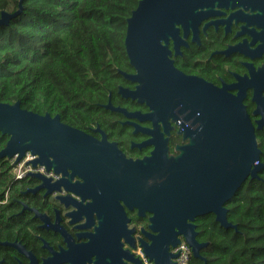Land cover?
Returning a JSON list of instances; mask_svg holds the SVG:
<instances>
[{
  "label": "water",
  "instance_id": "1",
  "mask_svg": "<svg viewBox=\"0 0 264 264\" xmlns=\"http://www.w3.org/2000/svg\"><path fill=\"white\" fill-rule=\"evenodd\" d=\"M22 2L20 0L18 11L1 13L0 25L8 24L22 13ZM230 7L264 10V0H140L127 19L124 44L137 74H122L138 85L136 90L121 87L120 93L139 98L157 114L175 113L177 100L185 104L186 114L194 117L195 123L188 128L191 132H187L194 145L186 147L179 158H167L165 153L155 151L146 161L126 160L114 143L109 145L105 138L98 142L91 135L63 123L59 114L41 115L22 108L20 101L13 104L0 101V133L9 137L0 150V159L16 158L19 162L30 152L35 156L33 165L54 169L61 175L52 183L41 173H30L41 181L32 191L45 188L50 193L64 187L82 194L89 182L88 187L97 188L100 175L92 169L96 167L106 170L108 183L115 178V184L120 182L118 199L123 204L117 203L118 218H112L106 208L103 219L93 231H90L89 217L73 219L74 237L82 242L74 244L76 240L72 236L66 237L68 249L58 253L50 248L53 257L44 259L43 264H141L140 258L123 250L121 240L128 221L125 206L138 208L140 215L153 214L149 232L143 230L148 240L140 239V244L154 264H176L179 254L171 248L180 243L179 236H183L195 257L202 258L200 251L208 243L197 240L195 220L200 216L213 213L220 226L237 228L228 220L227 203L249 178H258V173L264 169L255 128L241 98L228 93L225 87L218 88L182 74L174 67L169 48L172 40L177 55L182 44L188 45L184 39L191 31L193 41L199 40V25L203 19ZM106 107L114 108L111 99ZM116 110L129 117L134 115L125 109ZM108 145L124 160L121 170L119 164L116 166L109 161ZM94 160L101 164H93ZM116 167L119 181L112 171ZM76 176L87 180L73 183ZM96 211L101 218L102 214ZM126 242L132 243L128 238ZM0 245L17 248L31 259V264H38L21 242L0 241ZM45 246L48 247L47 243Z\"/></svg>",
  "mask_w": 264,
  "mask_h": 264
},
{
  "label": "trees",
  "instance_id": "2",
  "mask_svg": "<svg viewBox=\"0 0 264 264\" xmlns=\"http://www.w3.org/2000/svg\"><path fill=\"white\" fill-rule=\"evenodd\" d=\"M140 0H23L22 13L0 25V101L44 115L59 114L74 127L103 122L104 106L132 69L125 48L127 19ZM20 0H0L3 11ZM0 133V150L8 141ZM261 161L264 163V143ZM11 159H0V241L28 243L33 220L20 213L31 177L15 179ZM224 228L209 213L196 219L202 258L190 264H264V169L227 203ZM13 251L0 245V259ZM7 264H17L8 261ZM5 264V263H4Z\"/></svg>",
  "mask_w": 264,
  "mask_h": 264
},
{
  "label": "flooded vegetation",
  "instance_id": "3",
  "mask_svg": "<svg viewBox=\"0 0 264 264\" xmlns=\"http://www.w3.org/2000/svg\"><path fill=\"white\" fill-rule=\"evenodd\" d=\"M218 12L219 14L210 15L201 21L199 40L193 41V32H190L189 36L184 39L188 45L182 44L177 55L171 40L169 48L172 55L170 58L173 60L174 67L185 76L202 79L218 88L225 87L228 93L241 98L255 128L262 155L260 145L264 143V10L251 11L230 7L220 9ZM181 35H184L183 32ZM131 69L130 72L120 70L124 84L118 86L114 101L112 94L109 95L114 108L106 107L109 104L108 101L104 107L110 113L103 122L96 121L85 127L70 126L91 135L98 142H102L105 138V142L109 145L114 143L116 150L126 160L146 161L153 156L155 151L160 154L165 153L167 158L181 157L186 152V147L194 145L192 137L187 134L190 131L188 128H192V124L195 123L194 117L186 114L185 104L180 100L175 103V113L157 114L146 102H140L139 98L123 96L120 93L121 87L136 90L138 85L137 82L127 79L122 74V72L137 74L135 68ZM116 108L125 109L134 115L129 117L125 112L116 110ZM109 149L111 150L109 161L116 163V166L119 164L121 170V166H125L124 160L118 152L114 153L115 150L110 146ZM92 163L101 164L98 160ZM92 169L100 175L98 184L95 185L97 188L88 187L91 185L89 182L87 186L84 184L82 194L68 191L64 187L50 193H47L45 188L32 191L41 185V181L31 177L30 174L24 177L33 178L35 184L24 191L26 201L20 200L22 203L20 213H24L25 219L30 217L34 221L33 226L35 225L36 230L32 229L28 243L16 241L21 242L27 251L32 252L38 264H43L44 259L53 257L50 248L58 253L62 249H68L65 238L72 236L75 239L76 224H71L73 219L89 217L92 223L90 231H93V228L98 226L99 221L103 219L106 208H109L112 218H118L117 203L123 204L118 199L120 182L115 184V178L114 181L108 183L104 174L105 169L99 167ZM112 171L116 175L118 168ZM86 172L88 173V170ZM116 177L119 181L120 175ZM80 180L76 176L72 182ZM86 180L82 179L81 182H86ZM249 180L252 179L249 178L247 181ZM51 181L53 183L57 180L51 179ZM96 210L102 214L101 218ZM125 212L128 221L124 229L125 236L121 240L124 244L123 250H129L132 255L138 257L139 251H143L140 239L148 240L143 230L149 232L150 218L153 214L145 212L144 215H140L138 208L129 209L126 206ZM126 238L132 243L126 242ZM179 239L180 243L177 247L182 242H186L183 236H179ZM81 242L76 240L74 244ZM7 247L13 251H10L7 257L0 259L1 264H7L8 261H15L17 264H31V259L27 255L17 248L9 245ZM176 248H171V251L174 252Z\"/></svg>",
  "mask_w": 264,
  "mask_h": 264
},
{
  "label": "built area",
  "instance_id": "4",
  "mask_svg": "<svg viewBox=\"0 0 264 264\" xmlns=\"http://www.w3.org/2000/svg\"><path fill=\"white\" fill-rule=\"evenodd\" d=\"M35 158V156H32L30 152H28L25 157L19 161L16 162V158L11 159V164L13 166L12 168V174L15 179H23L26 175L30 173H41L42 175L46 176L47 178H50L54 181L61 178L60 174H57L54 169L47 170L45 166L42 165H33L32 160ZM174 252H178L179 256L175 259L176 264H190V259L192 256V250L189 247V245L186 242H182L175 250ZM138 257L141 260V264H154L153 261H151L145 253L140 250L138 253Z\"/></svg>",
  "mask_w": 264,
  "mask_h": 264
}]
</instances>
